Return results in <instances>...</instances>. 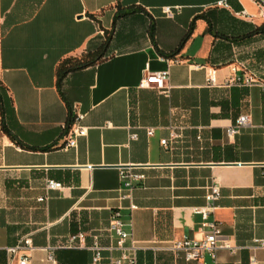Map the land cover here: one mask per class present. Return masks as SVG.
I'll return each instance as SVG.
<instances>
[{
	"label": "crops",
	"instance_id": "1",
	"mask_svg": "<svg viewBox=\"0 0 264 264\" xmlns=\"http://www.w3.org/2000/svg\"><path fill=\"white\" fill-rule=\"evenodd\" d=\"M162 71L164 90L139 88ZM236 75L264 81L252 0H0V264L26 237L28 264H92L94 242L110 264L114 212L137 264H195L171 245L203 238L195 209L212 183L236 247L219 261L264 264V94L228 85ZM78 114L86 135L68 148ZM121 169L145 178L127 190Z\"/></svg>",
	"mask_w": 264,
	"mask_h": 264
},
{
	"label": "built area",
	"instance_id": "2",
	"mask_svg": "<svg viewBox=\"0 0 264 264\" xmlns=\"http://www.w3.org/2000/svg\"><path fill=\"white\" fill-rule=\"evenodd\" d=\"M259 9V17L264 20V0H252ZM219 6L226 7L225 3H218ZM166 15H171L170 8L163 9ZM241 15H246L244 11ZM235 71V70H234ZM168 80V72L162 71L157 73L146 74L141 80L139 88H147L153 85L158 90L166 88ZM211 81V80H210ZM228 85H240L245 87L257 86L264 94V81L255 79L251 75L234 76L228 82ZM83 115L78 114L73 119V127L71 129L70 138L67 141L66 147L75 148L76 139L86 135V129L81 125ZM248 119L246 116H241L237 119L235 127L228 129L227 133L230 135L238 133L239 129L247 125ZM264 134V126L262 127ZM151 134V131L148 132ZM132 138H135L132 135ZM166 140H162L161 144L165 146ZM144 175L136 174L131 169H121L119 171V179L122 185L127 190H132L134 184L144 180ZM60 184L53 181L47 183V189H59ZM205 205L195 209V214L200 216L206 226V231L202 239H182L175 241L171 245V249L175 252H181L184 259L195 264H222L218 259V252L221 250L234 253V247L230 240L222 234L221 225L214 219V213L217 210V201L220 199V188L212 183L206 189ZM42 201L43 199H39ZM133 208V207H132ZM125 223L121 219L118 212L111 215L109 231L114 232L117 237L115 249L119 251V256L113 259L110 264H137L138 246L134 241L131 232L125 229ZM77 238L80 241L84 240V234H78ZM258 245L264 247V241H256ZM90 249L93 251L92 264H100L102 248L94 242ZM33 250L32 242L29 237L20 239L15 246L7 249L9 256V264L17 261L18 264H28L27 252ZM253 262V261H252Z\"/></svg>",
	"mask_w": 264,
	"mask_h": 264
},
{
	"label": "trees",
	"instance_id": "3",
	"mask_svg": "<svg viewBox=\"0 0 264 264\" xmlns=\"http://www.w3.org/2000/svg\"><path fill=\"white\" fill-rule=\"evenodd\" d=\"M124 14H127V13H120L117 16H121V15H124ZM150 36H151V38L153 37V28H152V26L150 27ZM67 71L68 70L66 68H64L63 66H60L59 67V70H58V80H57L58 90H60L62 78L64 77V75L66 74Z\"/></svg>",
	"mask_w": 264,
	"mask_h": 264
}]
</instances>
